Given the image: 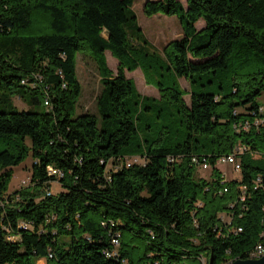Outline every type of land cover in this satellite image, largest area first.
Listing matches in <instances>:
<instances>
[{
  "label": "trees",
  "instance_id": "1",
  "mask_svg": "<svg viewBox=\"0 0 264 264\" xmlns=\"http://www.w3.org/2000/svg\"><path fill=\"white\" fill-rule=\"evenodd\" d=\"M134 1L0 0V90L47 106L0 111V264H227L260 241L264 167L247 154L264 148V0H146L147 15H175L183 29L161 53L128 30H142ZM79 53L101 75L98 113L77 112ZM138 68L160 99L138 92L126 74ZM159 100L178 104L183 132L126 154L138 134L133 108ZM239 145L241 177L224 182L217 160ZM28 156L31 184L8 193ZM134 156L145 163L123 165ZM194 158L208 160L209 177ZM54 181L64 189L49 194Z\"/></svg>",
  "mask_w": 264,
  "mask_h": 264
},
{
  "label": "rangeland",
  "instance_id": "2",
  "mask_svg": "<svg viewBox=\"0 0 264 264\" xmlns=\"http://www.w3.org/2000/svg\"><path fill=\"white\" fill-rule=\"evenodd\" d=\"M146 0H135L133 9L137 15V23L142 28L138 31L136 27L129 29L132 30V34L136 40V44L141 43L146 39L150 44L152 51L161 53L164 47L172 40L179 39L183 36V29L178 20L174 16H169L164 13H157L154 15H147L144 11V4ZM187 6V1H185ZM196 26L201 29L205 26L204 19H200ZM130 32V31H129ZM108 65L113 71H117L118 59L112 55L110 51L106 53ZM77 72L80 83L82 85V93L79 97L77 112H92L98 113L97 99L102 91L101 75L96 62L90 55L79 53L77 56ZM127 76L132 78L135 82L138 92L144 97H153L160 99L159 89L151 82L147 80V77L142 70L138 68L135 71L126 72ZM148 79L152 82H156L159 79L158 74H152L148 76ZM180 85L185 89L188 94H185L184 98L188 104L191 103L190 99V81L186 78L179 79ZM257 102L264 107V93L257 98ZM149 105V102L145 101V105ZM178 104L168 103L166 101L159 100L154 105V109L133 108V115L137 124L138 134L131 141L130 145L125 148L124 152L128 155H134L139 151L138 147L144 148L151 145L163 144L167 145L172 142H176L180 133H175L176 130L183 132L182 128L176 124V116ZM45 110L47 106L43 103L34 107L27 100L21 98L17 93L10 92L8 89L0 90V111L3 110ZM27 144L30 145V140H27ZM248 158L254 160V164L259 167H264V148L255 153L249 152ZM145 158L140 157L136 163L144 164ZM32 156H28L20 165L14 167V174L9 184V192L13 193L15 190L28 186L31 184L32 177ZM220 169L225 173L228 179L241 177V172L234 171L232 165H221ZM211 168L207 170H197L198 176L209 177ZM51 189L57 193L64 188L54 181L51 183ZM228 220L229 217H226Z\"/></svg>",
  "mask_w": 264,
  "mask_h": 264
},
{
  "label": "built area",
  "instance_id": "3",
  "mask_svg": "<svg viewBox=\"0 0 264 264\" xmlns=\"http://www.w3.org/2000/svg\"><path fill=\"white\" fill-rule=\"evenodd\" d=\"M261 111L264 112V107H261ZM260 122H264V116L261 119ZM256 124H258V121L255 122ZM250 123L249 122H245V123H240L237 128L238 129H244V130H248L250 127ZM243 150H245V148H243L241 145L237 146L233 152L223 155L221 156L218 160H217V165L218 166H227V165H232L234 167V171L236 172H240L242 169V165L241 162L239 160V154L243 153ZM140 159V156H134V157H125L124 158V162L123 165H131L133 163H136L137 160ZM194 161L196 163V165L198 166V169L200 170H207L209 168L212 169L211 164L208 162V160L206 158H203V160H199L198 158H194ZM49 173L57 178H61L63 177V171L56 168V167H49ZM223 177H224V182L228 179L225 175V173L222 171ZM259 180H261L259 178ZM245 187H244V192L241 196V200H245L246 196H245ZM227 190V189H225ZM54 193V191L50 188L49 190V194ZM23 227H27L26 224H23ZM237 231H242V228H238ZM11 239H15V237H10ZM113 243L115 245H119V239L117 236L113 237ZM108 255H110V253H108ZM264 256V232L261 234V238L260 241L254 246V248H252L251 250H249L247 252V256L245 258L248 259H257ZM238 258H242V257H238ZM235 259H231L228 263L233 262ZM203 264H206V261L203 260ZM38 264H46V262H42V260H40L38 262Z\"/></svg>",
  "mask_w": 264,
  "mask_h": 264
},
{
  "label": "water",
  "instance_id": "4",
  "mask_svg": "<svg viewBox=\"0 0 264 264\" xmlns=\"http://www.w3.org/2000/svg\"><path fill=\"white\" fill-rule=\"evenodd\" d=\"M227 264H264V256L257 259L239 258Z\"/></svg>",
  "mask_w": 264,
  "mask_h": 264
},
{
  "label": "crops",
  "instance_id": "5",
  "mask_svg": "<svg viewBox=\"0 0 264 264\" xmlns=\"http://www.w3.org/2000/svg\"><path fill=\"white\" fill-rule=\"evenodd\" d=\"M183 3H184V5L186 6V4H185V1L186 0H181ZM150 44V43H149ZM107 51H109V50H107ZM107 51H106V53H107ZM111 52V51H110ZM118 63H119V61H118ZM130 72V71H129ZM42 262H45L44 260H42Z\"/></svg>",
  "mask_w": 264,
  "mask_h": 264
}]
</instances>
